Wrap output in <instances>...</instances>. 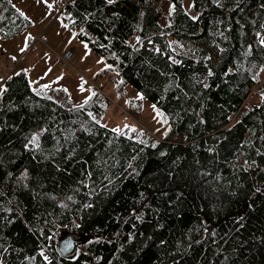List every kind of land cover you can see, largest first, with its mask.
Here are the masks:
<instances>
[{"label": "trees", "instance_id": "obj_1", "mask_svg": "<svg viewBox=\"0 0 264 264\" xmlns=\"http://www.w3.org/2000/svg\"><path fill=\"white\" fill-rule=\"evenodd\" d=\"M169 1L164 27L157 0H67L60 11L111 66L96 76L142 94L167 135L102 124L100 89L71 105L32 70L3 81L0 264H264V0ZM30 24L0 0V37ZM65 234L69 256L56 249Z\"/></svg>", "mask_w": 264, "mask_h": 264}, {"label": "rangeland", "instance_id": "obj_2", "mask_svg": "<svg viewBox=\"0 0 264 264\" xmlns=\"http://www.w3.org/2000/svg\"><path fill=\"white\" fill-rule=\"evenodd\" d=\"M66 1L47 0V3L52 5L49 9L44 0H12V4L31 20V24L24 32L14 37H0V72L5 69V61H18L14 72L20 69L32 70L33 74L30 73L32 81L39 77L38 84L44 87L46 85V88L58 95V100L64 98L65 102L71 105L81 104L85 97H90L95 90L100 89L106 97L100 118L102 124L111 129H119L117 132L125 135H133L141 130L156 137L163 135L165 129H168V122L163 123L165 119L167 121V117L162 111L159 110V113L163 114L160 115L153 110L150 101L138 99L139 92L131 86H126L124 93L118 94L114 84L108 80L113 73L96 76L105 67L104 59L101 61V57L86 49L77 36H73V33L76 34L75 28L62 27L67 24L60 12ZM157 3L161 11L159 23L164 27L168 24L165 16L169 14V6L172 3L169 0H157ZM39 33L45 35L46 43H36L35 51H28L25 44L28 46ZM29 35L31 39L25 41V37ZM135 39L136 35L132 37L130 43ZM168 40L175 53L190 56L175 39L168 37ZM21 48L25 50L21 52ZM65 49H70L73 53L71 65L61 61ZM11 73L7 71V75ZM89 89L92 91L89 92ZM256 93L253 94L252 89L248 96H253L252 99L257 100ZM132 128L135 131H132Z\"/></svg>", "mask_w": 264, "mask_h": 264}, {"label": "snow or ice", "instance_id": "obj_3", "mask_svg": "<svg viewBox=\"0 0 264 264\" xmlns=\"http://www.w3.org/2000/svg\"><path fill=\"white\" fill-rule=\"evenodd\" d=\"M44 2L47 4V7H48L49 9L52 7L51 4H48V3H47V0H44ZM107 3H108V4H112V3H113V0H107ZM213 3H218V0H213ZM8 4H9V6H10L12 9H14V10L19 14L20 17H23L25 20L28 19V17L26 16V14H25L22 10L17 9V8L15 7V5L12 4V0H8ZM189 7H192V5L190 4ZM169 8H170L169 15H171L172 10H174V5H171V4H170ZM87 18H88V17L86 16L85 19H87ZM196 18H197L196 16H191V19H192V20H196ZM62 27L67 28L68 25H67V24H64V25H62ZM261 28H264V22H261ZM80 32H81V33H84V29L81 28V29H80ZM75 35H76V34L73 33V36H75ZM255 35H256V37H257V43H258L261 47H264V36H261V33H260V32H256ZM28 39H31L30 35H29L28 37H25V41H27ZM136 40L139 41V37H136ZM82 43H83V42H82ZM124 43L127 44L128 42L125 41ZM148 43L151 44L152 41L149 40ZM102 46H103V45H102ZM26 47H27V44H25V48H26ZM84 47L87 49V47H88L87 44H85ZM251 47H252V45H249V46H248V50H247L246 54H248V55L251 54ZM25 48H21L20 51L23 52V51L25 50ZM156 51H159V49H156ZM221 51H222V49H221ZM87 54H88V53H87V51H86V52H85V55H87ZM13 59H15V57H13ZM169 59L171 60L172 57H169ZM205 59H208V57H205ZM102 60H103V58H101V61H102ZM101 61H98V63H100ZM174 62H175V63H180L179 60H176V61H174ZM105 67L108 68V67H111V66L105 64ZM259 67H260L261 69H264V64L260 65ZM249 71H251V69H249ZM208 75H209V76L212 75V72H211L210 69H209V71H208ZM257 76H258V73H257V74H254L253 77H252L253 80H255V79L257 78ZM10 78H11V77H9V79H10ZM45 87H47V86L45 85ZM81 90H83V89L81 88ZM0 91H4V88H3L2 85H0ZM91 91H92V90L89 89V92H91ZM92 95H95V93L93 92ZM137 98H138V99H142V98H143V97H142V94L138 93V94H137ZM261 98L264 99V92L261 93ZM88 99H89V97H85V103L88 102ZM126 103H128V102L126 101ZM78 107H80V106H78ZM152 107H153V110H154V111H157V112H158V114L163 115L162 113H159V110L156 109V106H155V105H153ZM88 115H89L90 118L92 117V114H91V113H89ZM166 122H167V121H166V119H165V120L163 121V123H166ZM126 127H127V125H126ZM131 130H132V131H135L134 128H132ZM41 131H43V129H42ZM113 131H119V129H113ZM167 131H168V129H165V131H164L163 134H164V135H167ZM141 134H142V133H141ZM36 142H37V135H36L35 133H33V134H32V139L29 141V144H33V145H35ZM140 142H142V143H146L145 141H140ZM151 146H152V147H155V146H156L155 142H153V144H152ZM27 147H28V144L25 145V148H27ZM209 151H211V149H209ZM160 154H161V155H164L163 152H161ZM253 163H254V162H253ZM22 175H24V174H22ZM109 182L111 183V181H109ZM85 187H87V185H85ZM258 190H259V189H258ZM69 199H71V197H69ZM87 206L90 207L91 205H87ZM136 218L139 219V218H140L139 215H137ZM128 239H129V241H131V239H132V235H131V234H129ZM161 243H164V242L161 241ZM71 248H72V242H71L70 240H69V241H65V242H64V248H63V251L67 252V251H69V249H71ZM41 255H43L42 252H41ZM43 258H44V260H45V262H46V264H47L48 257H47V256H44ZM97 259H98V258H97Z\"/></svg>", "mask_w": 264, "mask_h": 264}, {"label": "built area", "instance_id": "obj_4", "mask_svg": "<svg viewBox=\"0 0 264 264\" xmlns=\"http://www.w3.org/2000/svg\"><path fill=\"white\" fill-rule=\"evenodd\" d=\"M45 42V35L43 33H39L37 36L34 37V39L29 43L27 46V50L30 52L35 51L36 43H44ZM72 58V52L70 50H66L62 54V62L69 61ZM15 65L13 62H5L4 66L9 71L12 72L15 68ZM5 78V75L0 74V79L3 80Z\"/></svg>", "mask_w": 264, "mask_h": 264}, {"label": "water", "instance_id": "obj_5", "mask_svg": "<svg viewBox=\"0 0 264 264\" xmlns=\"http://www.w3.org/2000/svg\"><path fill=\"white\" fill-rule=\"evenodd\" d=\"M69 240L72 242V248L69 249V251L65 252V251H63L64 242L65 241H69ZM56 249L63 256L71 255L75 251V240H74V237L72 235H70V234L63 235L62 238L60 239V241L57 243Z\"/></svg>", "mask_w": 264, "mask_h": 264}, {"label": "crops", "instance_id": "obj_6", "mask_svg": "<svg viewBox=\"0 0 264 264\" xmlns=\"http://www.w3.org/2000/svg\"><path fill=\"white\" fill-rule=\"evenodd\" d=\"M45 43H46V41H45ZM44 46H45V45H44ZM66 50H70V49H65V51H66ZM33 52H34V51H33ZM72 57H73V53H72ZM71 60H72V58H71L69 61H66V62H63V63H65V64H70V65H71ZM5 62H7V61H5ZM8 62H9V61H8ZM13 63L16 64V65H15V68H16V67H17V64H18V61H17V62H13ZM15 68H14V69H15ZM14 69H13V72H14ZM0 83H3V82L0 81ZM1 85H2V84H1Z\"/></svg>", "mask_w": 264, "mask_h": 264}, {"label": "bare ground", "instance_id": "obj_7", "mask_svg": "<svg viewBox=\"0 0 264 264\" xmlns=\"http://www.w3.org/2000/svg\"><path fill=\"white\" fill-rule=\"evenodd\" d=\"M7 69L5 68L3 71L0 72V74L5 75V78L3 80L0 79L1 82H3L10 74L7 75ZM1 84V83H0Z\"/></svg>", "mask_w": 264, "mask_h": 264}]
</instances>
